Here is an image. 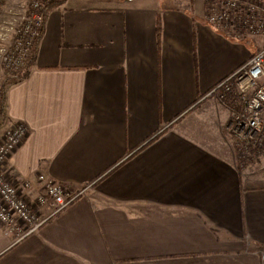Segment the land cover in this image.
<instances>
[{"label": "crops", "instance_id": "1", "mask_svg": "<svg viewBox=\"0 0 264 264\" xmlns=\"http://www.w3.org/2000/svg\"><path fill=\"white\" fill-rule=\"evenodd\" d=\"M205 13L204 0H66L47 14L27 76L5 89L0 134L29 130L8 176L34 197L38 173L86 191L22 239L0 223V264H264V182L243 176L229 108L206 97L259 49Z\"/></svg>", "mask_w": 264, "mask_h": 264}, {"label": "built area", "instance_id": "2", "mask_svg": "<svg viewBox=\"0 0 264 264\" xmlns=\"http://www.w3.org/2000/svg\"><path fill=\"white\" fill-rule=\"evenodd\" d=\"M57 0H0V72L22 79L32 65L43 36L47 5ZM209 25L229 37L264 39V0H204ZM229 108L228 131L242 159L264 152V42L251 58L217 83L206 95ZM4 94L0 88V116ZM29 134L17 124L0 134V223L19 239L31 235L82 196L43 173L13 181L7 163ZM34 197V199H32ZM51 207L48 215L41 210Z\"/></svg>", "mask_w": 264, "mask_h": 264}, {"label": "rangeland", "instance_id": "3", "mask_svg": "<svg viewBox=\"0 0 264 264\" xmlns=\"http://www.w3.org/2000/svg\"><path fill=\"white\" fill-rule=\"evenodd\" d=\"M263 42H264L263 38H250L247 41L248 45L252 44L253 50L260 49ZM9 77L11 76L5 74V72H2V71L0 72V87L3 84L7 85L8 81L10 80ZM235 145H236V142H235ZM249 157L251 158H247L246 160L244 159L245 163L242 160L241 173L244 174L243 176L245 178L250 179V182H254V181L264 182V152H260L259 154L257 153L255 156L253 155Z\"/></svg>", "mask_w": 264, "mask_h": 264}, {"label": "trees", "instance_id": "4", "mask_svg": "<svg viewBox=\"0 0 264 264\" xmlns=\"http://www.w3.org/2000/svg\"><path fill=\"white\" fill-rule=\"evenodd\" d=\"M65 1L66 0H57V1L51 2L50 4L47 5L46 13L48 14L51 10L62 6L65 3ZM43 33H44V31H43ZM157 36H158V38L161 37V25H160V21H158V25H157ZM194 43L196 44V33L194 34ZM35 56H36V53H35V55L33 57L32 62L34 61ZM194 64H195V69H196V73H197L198 65H197V55H196V53L194 54ZM27 73H28V70L24 74V77L27 76ZM14 78L16 79V77H13V76H12V78L9 77L10 80L11 79H14ZM0 88L3 90V94H4V106H5V89H6V84H3ZM3 113H4V109H3V112H2V114L0 116V120H2V118H3Z\"/></svg>", "mask_w": 264, "mask_h": 264}]
</instances>
